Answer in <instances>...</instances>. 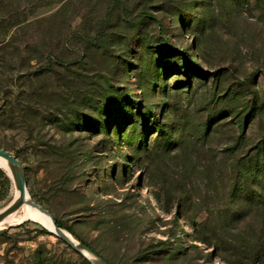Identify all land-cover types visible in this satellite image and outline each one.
I'll use <instances>...</instances> for the list:
<instances>
[{"label": "rangeland", "instance_id": "rangeland-1", "mask_svg": "<svg viewBox=\"0 0 264 264\" xmlns=\"http://www.w3.org/2000/svg\"><path fill=\"white\" fill-rule=\"evenodd\" d=\"M0 148L109 264H264V0H0ZM19 224L0 264H92Z\"/></svg>", "mask_w": 264, "mask_h": 264}, {"label": "water", "instance_id": "water-1", "mask_svg": "<svg viewBox=\"0 0 264 264\" xmlns=\"http://www.w3.org/2000/svg\"><path fill=\"white\" fill-rule=\"evenodd\" d=\"M0 157L3 158L4 160L8 161L11 167V172H12V179L14 184L17 187V196H14L13 200L4 207V209L0 210V220L7 216L8 214L14 212L17 210L24 202V200H27V202L37 210L47 214L51 221L52 225L59 234L58 236L61 237L68 245H70L74 250L79 252L84 258L89 260L92 264H109L107 261L104 259L100 258L97 262H93L89 257H87L81 248L69 237L67 234V231L61 227H59L56 224V221L54 217L49 213V211L45 210L41 205L33 201L30 197L27 198V194L25 190L28 192L26 188V180H25V175L21 167L20 161L9 151L3 148H0ZM1 168V167H0ZM92 251V250H91Z\"/></svg>", "mask_w": 264, "mask_h": 264}, {"label": "bare ground", "instance_id": "bare-ground-1", "mask_svg": "<svg viewBox=\"0 0 264 264\" xmlns=\"http://www.w3.org/2000/svg\"><path fill=\"white\" fill-rule=\"evenodd\" d=\"M0 167L4 169L6 172H8L11 176H13L11 172L10 164L8 163V161L4 160L1 157H0ZM14 190H15V196H17L18 190H17L16 185L14 186ZM25 192L27 194V198L30 197L29 193L26 190ZM26 219H32V220L38 221L42 223L51 232L55 233L56 235H59L57 231L55 230V228L53 227L50 217L47 214L32 207L27 202V200H24L23 204L17 210L8 214L7 216H5L4 218L0 220V230L6 229L12 225L19 224L25 221ZM67 234L81 248L83 253L87 257H89L93 262H97L99 260L98 259L99 257L93 251H91L86 245H84L79 239H77L72 233L67 231Z\"/></svg>", "mask_w": 264, "mask_h": 264}, {"label": "trees", "instance_id": "trees-1", "mask_svg": "<svg viewBox=\"0 0 264 264\" xmlns=\"http://www.w3.org/2000/svg\"><path fill=\"white\" fill-rule=\"evenodd\" d=\"M228 1V5L230 6V4L231 5H236V3H237V1L238 0H227ZM202 71V70H201ZM203 72V71H202ZM204 74H205V72H203ZM158 131H160V132H162V130L160 129V127L158 128ZM0 172H1V170H0ZM260 174H261V177L262 178H264V165H262V167H261V172H260ZM54 219H55V221H56V224L59 226V227H61V228H63V229H67L68 231H70V229H69V227L65 224V223H63V222H61V221H59L56 217H54ZM21 225L19 224V225H17V227H20ZM6 231L7 230H1L0 231V242H7V243H9V242H16V240L17 239H15V238H11V237H9V236H7L6 235ZM72 232V231H71ZM9 250L10 249H7V253L9 252ZM5 252V257H4V259L7 261V262H10L8 259H7V257H6V253ZM36 256H37V249L35 250V259H37L36 258Z\"/></svg>", "mask_w": 264, "mask_h": 264}, {"label": "crops", "instance_id": "crops-1", "mask_svg": "<svg viewBox=\"0 0 264 264\" xmlns=\"http://www.w3.org/2000/svg\"><path fill=\"white\" fill-rule=\"evenodd\" d=\"M15 227H17V225H16ZM9 228H13V226H10V227H8V228H6V229H2V230H7V231H6V235L9 236V237H11V238H13L12 236L8 235V234H9V233H8V232H9V231H8ZM6 243H7V242H0V244L4 245V247H5V244H6ZM4 247L2 248L3 251H2V253H1V256H2L3 259H4V257H5V252H6V251H4ZM13 252H14V251L9 250V254H10L9 256H10V257H13V260H9L10 262H7V261L4 259V262H3L2 264H16L15 255H13V256L11 255ZM7 254H8V253H7ZM6 257H7V255H6Z\"/></svg>", "mask_w": 264, "mask_h": 264}]
</instances>
